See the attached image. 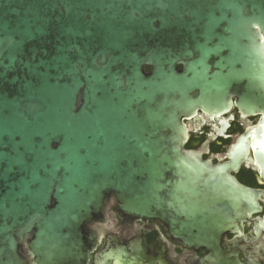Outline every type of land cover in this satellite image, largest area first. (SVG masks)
<instances>
[{
  "label": "water",
  "instance_id": "obj_1",
  "mask_svg": "<svg viewBox=\"0 0 264 264\" xmlns=\"http://www.w3.org/2000/svg\"><path fill=\"white\" fill-rule=\"evenodd\" d=\"M232 99L264 113V0H0V264H86L112 206L194 248L240 229L236 162L184 149Z\"/></svg>",
  "mask_w": 264,
  "mask_h": 264
},
{
  "label": "flooded vegetation",
  "instance_id": "obj_2",
  "mask_svg": "<svg viewBox=\"0 0 264 264\" xmlns=\"http://www.w3.org/2000/svg\"><path fill=\"white\" fill-rule=\"evenodd\" d=\"M235 102L221 114L198 110L184 119V149L214 165L236 162L229 174L255 193L256 202L242 227L216 244L194 248L172 238L160 223L120 217L112 206L106 232L86 264H264V113L245 115Z\"/></svg>",
  "mask_w": 264,
  "mask_h": 264
},
{
  "label": "trees",
  "instance_id": "obj_3",
  "mask_svg": "<svg viewBox=\"0 0 264 264\" xmlns=\"http://www.w3.org/2000/svg\"><path fill=\"white\" fill-rule=\"evenodd\" d=\"M145 71L148 72L149 71V68H146Z\"/></svg>",
  "mask_w": 264,
  "mask_h": 264
}]
</instances>
